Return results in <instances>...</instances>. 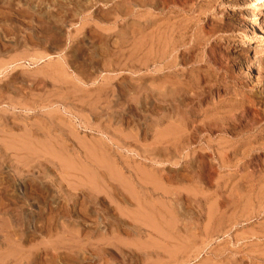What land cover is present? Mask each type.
Here are the masks:
<instances>
[{"label": "rangeland", "instance_id": "1", "mask_svg": "<svg viewBox=\"0 0 264 264\" xmlns=\"http://www.w3.org/2000/svg\"><path fill=\"white\" fill-rule=\"evenodd\" d=\"M0 264H264V0H0Z\"/></svg>", "mask_w": 264, "mask_h": 264}, {"label": "bare ground", "instance_id": "2", "mask_svg": "<svg viewBox=\"0 0 264 264\" xmlns=\"http://www.w3.org/2000/svg\"><path fill=\"white\" fill-rule=\"evenodd\" d=\"M179 18V17H178ZM166 23V22H165ZM167 25V24H166Z\"/></svg>", "mask_w": 264, "mask_h": 264}]
</instances>
